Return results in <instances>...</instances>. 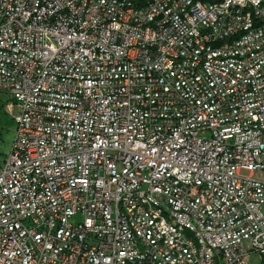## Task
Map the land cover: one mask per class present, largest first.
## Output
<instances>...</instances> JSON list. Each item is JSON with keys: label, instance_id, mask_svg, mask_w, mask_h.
<instances>
[{"label": "built area", "instance_id": "obj_1", "mask_svg": "<svg viewBox=\"0 0 264 264\" xmlns=\"http://www.w3.org/2000/svg\"><path fill=\"white\" fill-rule=\"evenodd\" d=\"M0 98V264H264V0H0Z\"/></svg>", "mask_w": 264, "mask_h": 264}, {"label": "rangeland", "instance_id": "obj_2", "mask_svg": "<svg viewBox=\"0 0 264 264\" xmlns=\"http://www.w3.org/2000/svg\"><path fill=\"white\" fill-rule=\"evenodd\" d=\"M14 133L15 123L13 119L2 107H0V165L3 164V160L7 155ZM251 260H259V256L253 255Z\"/></svg>", "mask_w": 264, "mask_h": 264}, {"label": "trees", "instance_id": "obj_3", "mask_svg": "<svg viewBox=\"0 0 264 264\" xmlns=\"http://www.w3.org/2000/svg\"><path fill=\"white\" fill-rule=\"evenodd\" d=\"M3 101L1 100V98H0V107H2V105H3Z\"/></svg>", "mask_w": 264, "mask_h": 264}]
</instances>
